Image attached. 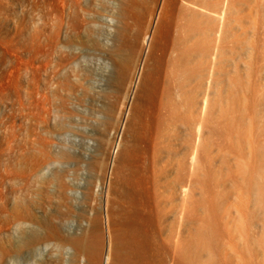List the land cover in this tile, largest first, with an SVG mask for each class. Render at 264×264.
Returning a JSON list of instances; mask_svg holds the SVG:
<instances>
[{"label":"rangeland","instance_id":"1","mask_svg":"<svg viewBox=\"0 0 264 264\" xmlns=\"http://www.w3.org/2000/svg\"><path fill=\"white\" fill-rule=\"evenodd\" d=\"M212 2L221 5L222 0H212L214 8ZM124 4L134 13L129 35L136 54L123 93L108 79L122 59L121 53L117 57V29L122 26L117 12ZM231 4L232 32L218 46V93L202 116L200 99L213 44L205 43L203 26L176 17L180 0L176 5L170 0H0V245L19 234L20 204L42 201L37 192L42 163L64 171L71 184L96 182L109 149L103 110L118 103L124 112L113 128L117 139L109 151L118 156L126 148L127 157L135 149L127 158L141 166L146 187L158 190L160 209L169 211L168 217L161 213L163 218L176 221L179 208L168 204L166 195L174 182L193 192L186 204L180 264H264V0ZM171 10L183 30L171 53L174 74L164 89L162 77L159 87L154 86L157 92L150 84L154 91L148 90L157 95L151 94L143 86L147 56L155 38L164 37ZM199 122L206 143L198 151V173L191 176L187 163L183 167L178 159L192 153ZM133 134L141 144L134 146ZM187 139L191 141L184 143ZM62 152L79 158L60 161ZM44 190L53 193L55 187L49 184ZM163 218L166 229L169 223ZM169 228L162 233L171 235ZM169 231H174L169 244L164 238L160 245L173 253L176 230ZM21 254L14 264L25 263Z\"/></svg>","mask_w":264,"mask_h":264},{"label":"bare ground","instance_id":"2","mask_svg":"<svg viewBox=\"0 0 264 264\" xmlns=\"http://www.w3.org/2000/svg\"><path fill=\"white\" fill-rule=\"evenodd\" d=\"M200 1H202V3ZM211 1L212 0H180V6L177 9L176 16L179 20L185 18L203 26L204 30L202 37H204L205 43L213 44L211 54L208 56L210 70L208 78L205 81L206 86L202 99H200L199 115L201 114L202 116L203 114L206 115V111L209 112L214 106L215 98L218 93L217 89L219 88L217 84L218 80H216L217 75L219 76L217 62L218 58L221 56L218 46L220 45L219 43H221L220 41L232 32L231 27L233 21L232 0H222L221 5H216L212 2L211 5L214 8L209 6ZM170 2L176 5L178 0H170ZM174 14L176 15V10L169 11L166 21L167 31L164 37L155 38L147 56L148 61L146 62L145 77L143 78V86L146 84L148 88L145 87L146 85L144 87L147 88V90L153 89L149 87L150 84L153 85H151L152 87H159L162 77H164V89V82L167 81L170 75L174 74V71L170 69L172 65L171 53L176 46L180 45L179 38L183 32V30L179 31L180 25H178V23L176 24V20H173ZM133 16L134 13L131 12V8H128L127 4L119 7L117 17L121 21L122 26H119L120 28L117 29V43L119 45H117L119 49L117 57H119L121 53L122 59H118L120 63L117 62L119 65L115 66L117 67L116 70L113 71L108 79V83H115L116 88L123 91V93L126 90L132 62L136 54L129 35L132 28L130 21ZM175 25L177 28L176 30L174 29ZM177 36H179V38ZM196 36H198L197 38L200 37L198 34H195L193 37L196 39ZM220 38L223 39L220 40ZM196 80V89H199L198 84L201 79L197 77ZM132 83L133 81L130 79L129 86H131ZM156 87H154L155 91L157 89ZM152 92L149 91L148 93L157 95V91ZM123 93H121V95ZM127 93L129 95L130 90H127ZM195 93L192 95L193 99L199 98ZM117 94L120 95V92ZM178 97L180 98V96ZM117 104L118 103L106 105L103 110L107 115V117L104 118L103 126L110 135V138L108 137V148L110 151L111 148L115 147L114 142L115 139H117L115 136V130L117 128L116 122L123 116L124 112L121 105L119 108L116 107L118 106ZM114 113L117 115L115 119H113ZM200 117L201 116H199V118ZM138 120L140 123V118ZM133 121L135 122L134 119ZM200 121L201 123L205 122V120ZM158 122H156L157 125ZM135 125L138 124L136 123ZM60 128H64V125H60ZM135 129L137 130V128ZM135 129L132 130L133 133L136 131ZM202 129L200 122L197 123L192 141L193 150L188 159H186V156V158L182 160L178 156L181 159L178 160L182 166L184 163H187L186 165L189 166L191 176L194 175L193 173L197 175L198 167L201 166V164L198 163L197 155L199 149H202L200 147L204 145L203 142H205V140H203V138L207 136L205 135L203 137L204 129ZM137 138L135 141H132L134 142V146L141 144L142 140ZM204 139H206V137ZM138 141H140V143H138ZM186 141L190 142L191 139L185 140L184 143H186ZM109 149L103 153V157L99 163L100 175L94 184L90 180L87 181L86 184H71L66 179L67 176H65L64 171L49 170L51 168L50 164L42 163L44 170L42 173L39 172V176H37L39 180L37 192L42 196V201L37 205L28 202H24L23 205L20 204L23 219L21 224L18 222L19 220H17L20 225V227L18 226L20 228L19 234L18 236L14 235L10 237L5 246L0 245V264L5 260H9L10 264H14L15 259L18 260V253H23L21 255H23L25 259L24 264H180L178 251H181L182 246L185 244V233L187 232V219L185 213L188 211H186V207L189 206H186V204H191L190 192L192 191L189 187L182 186L181 184L178 186L179 184L174 182V186L167 191L168 194L166 193L170 198L167 197L170 200L168 204L173 205L175 202V206L179 208V210H177L175 207L177 210L175 212L176 221H173L176 222V227L173 228L176 230V238L174 237L175 241L173 244L175 249L173 253L169 251L168 253L172 254L169 255L163 247L165 246V242V244H167L170 239H172V233L174 231H169L170 229L173 230L169 227H172L174 224L173 222L172 224L171 222L169 223L166 218H163V214L161 215V213H164V216L168 217L165 215L168 210L166 209L167 211L164 212L165 210L162 211L160 209L161 203L159 200L161 197H159L160 194L156 187L154 185L153 189L149 186L146 187L148 183L143 179L142 172L139 169L141 166H135V162L133 160L134 163L130 161L132 158H127L128 156L131 157L130 155L133 154V150L135 149L130 153L127 151L129 149L128 147L126 150V153H128L127 157L125 156L126 154H124V149L126 148L121 150L123 154H121V151L118 156L113 154L118 157V159L115 157L118 161L112 158L114 156L111 155ZM130 149L132 148L130 147ZM179 152L181 153L182 151L179 150ZM183 154H180V156H183ZM123 155L126 158H124ZM122 156L125 160H128L123 162ZM73 158L77 159L79 157H74L66 152L58 154V160L60 161H68ZM154 159L155 158H153V162L155 163ZM115 161L118 163L117 165ZM120 161L123 163H120ZM185 164L183 167H186ZM181 165H178L180 170L182 168ZM49 184L55 187L53 193H46L44 190V186ZM52 199H54L53 202ZM170 205H165L164 207H171ZM18 207V204L13 205V210L17 211ZM14 218L16 217L14 216ZM162 218L167 220L166 222L170 225H166L168 226L166 229L164 228L165 222ZM161 220L163 222V227H161ZM15 221L16 219H14V222ZM18 223L16 225H18ZM168 228V232L171 233L169 236L171 237L164 234ZM162 231L164 232L162 233ZM164 235L167 236L168 239ZM158 239H160V242ZM163 240L165 241L163 246H161L160 244H162L161 241Z\"/></svg>","mask_w":264,"mask_h":264}]
</instances>
